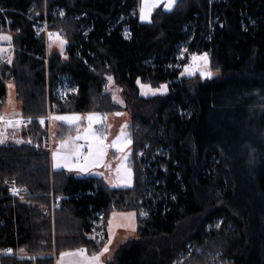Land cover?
<instances>
[{"label": "trees", "instance_id": "1", "mask_svg": "<svg viewBox=\"0 0 264 264\" xmlns=\"http://www.w3.org/2000/svg\"><path fill=\"white\" fill-rule=\"evenodd\" d=\"M140 5L0 0V33L13 34L16 48L13 65L0 69V115L10 82L29 118L126 112L134 180L132 188L113 189L103 178L54 172L50 132L34 121L24 129L32 144L0 146V249L46 258L1 264H55L49 256L76 248L92 255L105 243L87 237L91 223L103 213L107 226L114 212H135L137 231L107 264H179L184 253L191 255L183 264H264V138L251 131L264 130V0H178L171 12L158 7L149 23L140 20ZM38 22L68 41L63 54L47 52ZM182 44L207 53L218 77L190 78L176 68ZM64 77L78 92L58 101ZM109 82L123 92L124 106ZM141 84H167V93L144 97ZM60 126L58 138L66 137L71 128ZM11 178L32 197L8 198ZM52 196L64 197L54 211Z\"/></svg>", "mask_w": 264, "mask_h": 264}, {"label": "rangeland", "instance_id": "2", "mask_svg": "<svg viewBox=\"0 0 264 264\" xmlns=\"http://www.w3.org/2000/svg\"><path fill=\"white\" fill-rule=\"evenodd\" d=\"M166 2H167V0H161V3L157 7H159V8L163 7V10H166L164 8V4ZM175 5L173 6V8L175 7ZM166 11H170V10H166ZM151 16H152V13H151ZM145 21H147V23H148V20H145ZM43 23H45V22L37 23L36 26H35V29L37 30L38 34H42V33L45 34L47 52L51 53V52L54 51V52L61 53L58 41H55V39L50 40V38L48 36V33H49L48 24H47V26H45ZM4 34L11 35L12 38H14L13 34H11L9 31H7V33H4ZM50 44H51V47H50ZM0 45H2L6 49V51L3 54V57H0V69H1L2 65H13L14 57H15V53L14 52L16 51V48L13 46L12 43L9 46V42H7V41H0ZM65 47H66V45H64V50H65ZM9 55L11 56V59H12V63L11 64H9L7 62V57H9ZM201 56H202V54H201ZM205 70L211 72V70L209 68V64L207 65V68H205V66L203 64V61L199 59V63H198L197 69L195 70V73L193 74L194 77L195 76H199L201 79L208 80V81H212V80H214V79H216L218 77V74L217 73H213V72H211L212 73L211 76H207L206 77V76L202 75V72L205 71ZM190 78H193V77H190ZM9 84L14 85V87L9 88ZM7 87H8L7 90H6L7 91V96H6V100L4 102L5 103V109H4V112H3L2 116L12 117V118H16L17 117L18 119H24V118L27 119V118H29V117H26L25 115H23L22 104L20 103V101H19V99L17 97V94H18L17 93V91H18L17 90L18 89L17 88V83L10 82V83L7 84ZM106 87L112 93L113 97H115V99H114L115 102L118 105L124 106L125 105L124 95H123V92L120 90V88L115 86L113 82H109L108 86H106ZM140 88H141V86H140ZM29 89L30 88H28L27 90H29ZM57 90L55 89L56 92H57ZM142 91L148 93L147 95L142 94V96L147 97V98L151 97V96L163 95V94L167 93V91L166 92L161 91V92H157L156 94H152L151 91L147 87H145L144 89L141 88V93H142ZM62 92H63V89H62ZM259 99L260 98L257 96V101H255V103H254L255 106H256V109L259 108L258 106H260L259 105L260 104V100ZM121 101H122V103H121ZM50 113H51V111H49V113H47L48 114L47 117H44L46 119H49V121L51 119L50 118L51 116L53 117V116L79 115L81 117V120L77 122L79 124V127H77L76 124H69L67 121H62V120H53V119H51V122L47 121V128H48V130H50V138L49 139H50V141L53 139V144L54 145H57L56 143H60V141L62 139L68 140L71 137L74 140V138L77 135L83 136L85 134V131H86L87 127H88V119H87L88 114L53 115V114H50ZM130 118H131L130 114H128L126 112H123L122 115H116L114 113L113 116H106V115L101 114L100 122L93 123L92 124V128L94 130H96L98 134L102 131L105 134V136H106L105 143L108 144V145H111L112 142L117 138V136L120 135L121 128L125 124H127V128H125L124 131H125V133H127L129 135ZM31 119L34 120V118H31ZM214 119H215V117H214V115H212L211 119H210L211 120V125H214V122H215ZM49 124H51V129L49 128ZM61 124H64V126H67V127L71 128V130L68 132L66 137L63 136L62 138H58L60 136V134H61V126H60ZM2 125H7V124L0 123V132L3 133V138H4V142L0 143V146H12V145H20V146H22V145L32 144V140L29 139V142H28L27 141L28 138H26L24 136V134H25L24 133V131H25L24 129H26V128H22V126H20L19 123H13L11 125L8 124L9 126L7 128L9 130H8L7 133H5ZM11 129H13V131H11ZM251 131H252V133H254V135L260 136V138L261 137L264 138V130H263L262 134L259 133V135H257L258 131L256 132L254 127H252ZM15 138H19V139L15 140ZM129 138H130V135H129ZM75 143L84 145V148L82 150L88 151L87 145L90 143V141L79 140V141H75ZM131 144H128L127 147L124 148L123 152L117 151V149L115 147H108L107 154H106V156L104 158V164L96 166L95 168H92L88 173H78L75 170H73L71 172H74L75 175L79 176V177L86 176V175H89V176H101V175H99V173H103L104 175L102 177H104V178L107 177V179H105V180L107 181L109 186H111V188H115V189H117V188L118 189H129V188H132L133 187L132 184H133V181H134L133 180V173H131L132 183L130 185L117 183V178H116V168L122 163V157L124 155H127L128 159H127V161H123V163L126 165V167H128V162H129V159H130L131 153H132ZM249 150H250V152H248V155H247L248 159L247 160L249 161V163H251L256 158V155H255L256 151H254L252 148L249 149ZM51 152H53V150ZM112 153L114 155H112ZM51 155H52V153H51ZM107 165H110L111 168L107 167ZM110 180L113 181V184L109 183ZM113 185H115V186H113ZM30 197H32L31 194H30ZM26 199H28V198H26ZM128 213H130V212H128ZM141 216L144 217L143 215H141ZM117 217L118 216H116L115 218L114 217L112 218L114 227H113V233L110 234L111 239H112V243H111L112 247H110V253H109L110 259L109 260H111L113 258L112 257L113 253L111 255V252L115 253V251L118 249L117 247H119L120 244L123 243V238H122V235H121L122 229H121V227H115L116 224H120L118 222ZM136 221H137V214H136V216L134 218L135 231L133 232L130 229L129 233L126 234L127 235L126 238L130 239V238H133V237L136 236V229H137V222ZM107 230H108V228H107ZM97 235L98 234L93 231V233L89 234L87 237L89 239H92V240L96 241V243H103V242L107 243V241H108L107 237L108 236H106L107 240L104 239V238L101 240V237H99ZM93 237H95V239H93ZM126 238L124 239L125 241H126ZM190 255H191V253L190 254H188V253L182 254L181 257H180V260H179V264H181V263L183 264L184 260L186 258H188ZM219 255H221V253H218L216 255V257H219ZM228 263H229V260H221V259H213L210 262V264H228Z\"/></svg>", "mask_w": 264, "mask_h": 264}, {"label": "snow or ice", "instance_id": "3", "mask_svg": "<svg viewBox=\"0 0 264 264\" xmlns=\"http://www.w3.org/2000/svg\"><path fill=\"white\" fill-rule=\"evenodd\" d=\"M161 3V0H141V5L139 9V17L141 21L148 20L151 21V13L155 7H157ZM177 3V0H167V2L164 4V8L166 10H171L173 6ZM60 15L63 16L64 13L61 11ZM48 36L50 40L55 39V41H58L60 46L61 54L64 52V45L68 43L66 39H64L59 32L57 33H48ZM12 36L4 33H0V41H7L9 42V46L11 45ZM51 47V44H50ZM6 49L0 45V57H3L4 52ZM67 58V57H65ZM192 59L195 61L197 59H200L203 61V64L205 68H207V65L209 63L208 54L204 53L201 57L193 56ZM7 62L9 64L12 63L11 56L7 57ZM185 71L189 74H192V69L186 67ZM183 75V73H181ZM202 75L204 76H211L212 73L210 71H203ZM109 81H112V77H108ZM137 83H140L137 81ZM14 87V85L9 84V88ZM147 87L152 94H156L157 92L167 91V84L161 85L160 88L151 89V86L143 85L141 84V88L144 89ZM142 94L147 95V92H143ZM115 99V97H113ZM122 103V101H121ZM116 115H122V113H116ZM30 119V118H29ZM53 120H62L67 121L69 124H76L77 127H79L78 121L81 120V117L79 115H73V116H53ZM88 119V127L85 131V134L83 136L77 135L74 140L73 138H69L68 140L62 139L60 141V144L58 148L52 152V167L54 169H61L66 168L69 171H77L78 173H88L92 168H95L96 166L103 165L104 164V158L107 154L108 147H115L117 151L123 152L124 148L127 147L128 144H131V139L129 138V135L125 133L124 129L127 128V124L123 125L121 128L120 135L117 136V138L112 142L111 145H108L105 143L106 136L101 131L99 134L96 130L92 128L93 123L100 122L101 114L99 113H89L87 116ZM5 121L4 116H0V122ZM15 123H20V121H16ZM40 123H44L43 117L40 118ZM7 124L11 125L13 124L12 120H8ZM79 140H85L90 141V143L87 145L88 151L87 153L83 152L82 149L84 148V145L77 144L75 141ZM4 142L3 133L0 132V143ZM128 157L127 155H124L122 157V163L116 168V178L117 183L130 185L132 183L131 179V169L126 167V165L123 163V161H127ZM107 167L111 168L110 165H107ZM99 175L103 176V173H99ZM107 179V177H105ZM110 184H113V181H109ZM115 186V185H113ZM13 193L18 194V190L16 188L12 189ZM117 215L123 217L128 221V223L124 224H116L115 227H124V228H130L133 232L135 231V224H134V218L136 216L135 212L132 213H113V217L115 218ZM141 215L147 216V212H142ZM113 221H109L108 224V231L110 234L113 233ZM219 227V225H217ZM95 239V237H93ZM103 237L101 236V240ZM112 243V239H109L107 243L102 244L100 250L94 252L91 256L87 254V250L85 248H76L74 250L69 251H63L60 253L59 258V264H105L104 260L102 259L106 253L109 252V245ZM8 254H12V249H6L5 250ZM25 250L20 249V252L23 253Z\"/></svg>", "mask_w": 264, "mask_h": 264}, {"label": "built area", "instance_id": "4", "mask_svg": "<svg viewBox=\"0 0 264 264\" xmlns=\"http://www.w3.org/2000/svg\"><path fill=\"white\" fill-rule=\"evenodd\" d=\"M40 23V22H38ZM45 26H47V23H43ZM197 56L200 57L201 54H199V51H195L194 53H189V49L186 46V44H182L180 46L178 55L176 59V68L178 69H182L184 75L188 76V77H194V73L195 70L197 69L198 63H199V59L197 60H193L192 57L193 56ZM186 62H185V61ZM183 61L185 62V64L183 63ZM188 67L190 69H192V74H189L188 72L185 71V68ZM62 82L58 85L57 88H55L57 90V92L55 91V96L58 99V101H66L69 100L73 95L77 94L78 92V88L75 84H73L70 79L68 77H64L61 79ZM63 89V92H62ZM44 119V123L41 124L40 123V118H34L33 119H29V118H24V119H18V118H13V119H5V121L0 122V123H6L8 120H12L13 123H15L16 121H20V126H22V128H27L28 126H30V124L33 121H36L40 127H42L43 129H46L47 127V120L46 118ZM86 153V152H85ZM16 188L18 190V194L13 193L12 189ZM6 191H7V197L8 198H12V199H26L30 197V193L28 191V189L21 185L18 180L16 178H11L7 181L6 183ZM64 200L63 196H58V197H54L52 196V209L53 211L56 209L60 208L61 205V201ZM93 225L92 228V233L93 231L95 233H97L99 237L103 236L104 239H106L107 235V226L104 223V214L103 213H98L96 216V219H94V222L91 223ZM105 241V240H104ZM6 249H0V264L1 261L4 258H9L12 257V254H8L6 251Z\"/></svg>", "mask_w": 264, "mask_h": 264}, {"label": "crops", "instance_id": "5", "mask_svg": "<svg viewBox=\"0 0 264 264\" xmlns=\"http://www.w3.org/2000/svg\"><path fill=\"white\" fill-rule=\"evenodd\" d=\"M158 7H156L153 11H152V14H153V12L157 9ZM173 9V8H172ZM172 9L170 10V11H167V12H171L172 11ZM166 11V10H165ZM143 23H147V21H142ZM151 22V21H150ZM148 23H149V21H148ZM4 103V102H3ZM4 109H5V103H4V106H3V110H2V113H1V115L0 116H2L3 115V112H4ZM5 117V116H4ZM9 118H11V119H13L12 117H5V119H9ZM17 118V117H16ZM51 119H52V116L50 117ZM51 119H50V121L49 122H51ZM4 124H6V123H4ZM61 125H64V124H61ZM9 125L7 124V125H2V127H3V129H4V131H5V133H7L8 132V127ZM14 126V125H13ZM49 128L51 129V124H49ZM11 131H13V129H11ZM49 132H50V130H49ZM17 139H19V138H15V140H17ZM25 141V140H24ZM28 142H29V139L27 140ZM16 142V141H15ZM57 145H54L53 144V139L51 140V141H49V150L48 151H50V155H51V151L53 150V151H55L57 148H58V146H59V144L60 143H56ZM56 147V148H55ZM83 152L85 151V150H82ZM87 152V151H86ZM112 155H114L113 153H112ZM51 168H52V170L55 172V171H61V170H64V171H66V172H69V173H72L73 175H75V173L74 172H71V171H69V170H67L66 168H61V169H54L53 167H52V155H51ZM76 176V175H75ZM77 177H79V176H77ZM82 177H98V178H103L104 179V181H106L105 180V178L104 177H102V176H89V175H86V176H82ZM106 183H107V181H106ZM108 184V183H107ZM108 186H109V184H108ZM111 187V186H110ZM113 189H115V188H113ZM127 213V212H126ZM132 213V212H131ZM118 214H119V212H118ZM118 217H117V219H118V222L120 223V224H124V223H128V221L126 220V219H124L123 217H121V216H119V215H117ZM112 218H113V214L111 215V217H110V220L109 221H112ZM108 224H109V222H107ZM107 227H108V225H107ZM121 229H122V233H121V235H122V238H123V243L125 242V238L127 237V235L126 234H128L129 233V230H130V228H124V227H121ZM136 231H137V229H136ZM107 233H108V240L109 239H111V236H110V233H109V231L107 230ZM125 237V238H124ZM127 239L128 238H126V241H127ZM123 243H121L120 244V246L123 244ZM119 246V247H120ZM110 247H112V244L111 245H109V249H110ZM118 248V247H117ZM117 251V250H116ZM116 251H115V253H116ZM109 253H110V250H109V252L108 253H106L105 255H104V257L102 258L103 260H104V262H105V264H107L108 262H110V261H112V259H114V255H115V253L114 252H111V255H112V253H113V255H112V259L111 260H109L110 259V255H109ZM88 254V253H87ZM89 256H91L90 254H88ZM12 257H16V258H18V259H21V260H31V259H37V258H46V256H43V255H41V256H33V255H29V254H27L26 252H23V253H20V254H18V255H15V253L13 252L12 253ZM49 257H53L54 259H55V264H59V258H60V256H57L56 254H53L52 256H49Z\"/></svg>", "mask_w": 264, "mask_h": 264}]
</instances>
